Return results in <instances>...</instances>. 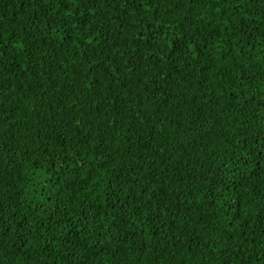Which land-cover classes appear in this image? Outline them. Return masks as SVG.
<instances>
[{
	"label": "trees",
	"instance_id": "trees-1",
	"mask_svg": "<svg viewBox=\"0 0 264 264\" xmlns=\"http://www.w3.org/2000/svg\"><path fill=\"white\" fill-rule=\"evenodd\" d=\"M0 264H264V0H0Z\"/></svg>",
	"mask_w": 264,
	"mask_h": 264
}]
</instances>
